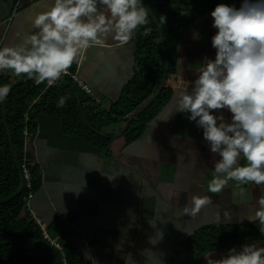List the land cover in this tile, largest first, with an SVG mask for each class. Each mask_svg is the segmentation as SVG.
<instances>
[{
  "label": "crops",
  "instance_id": "obj_1",
  "mask_svg": "<svg viewBox=\"0 0 264 264\" xmlns=\"http://www.w3.org/2000/svg\"><path fill=\"white\" fill-rule=\"evenodd\" d=\"M49 4L50 0L0 1V45L19 42L33 17ZM194 31L199 32V40L193 38ZM215 32L207 13L179 39L174 73L165 82L169 99L133 142L127 143L121 134L124 122L103 128L111 139L100 147L65 134L60 118L38 116L26 153L39 169L40 185L29 206L39 227L44 226L43 235L48 237V231L53 239L48 238L56 242L67 237L87 264H207L209 253L220 259L227 250L199 254L183 244L205 227L254 223L246 217L264 197V185L242 187L229 182L221 193H208L215 157L203 142L202 131L185 114L168 119L175 110L181 77L195 79L204 58L214 59ZM135 53L131 41L121 45L108 40L102 47H90L68 72L91 88L89 96L99 111H108L134 76ZM2 79L13 86L29 80L10 71L0 73ZM193 194H207L213 203L190 216L184 212L191 210ZM149 222L156 223V229ZM157 229L163 231V239L152 245L149 237Z\"/></svg>",
  "mask_w": 264,
  "mask_h": 264
},
{
  "label": "clouds",
  "instance_id": "obj_2",
  "mask_svg": "<svg viewBox=\"0 0 264 264\" xmlns=\"http://www.w3.org/2000/svg\"><path fill=\"white\" fill-rule=\"evenodd\" d=\"M150 16L144 0H50L19 42L0 45V73L10 71L37 86L52 87L90 47L108 40L126 45ZM210 16L215 57L204 58L195 79L181 77L168 119L185 114L202 131L215 157L207 192L216 194L229 182L264 185V0H241L239 7L218 3ZM160 19L166 22L164 16ZM193 38L200 39L198 31ZM9 91L0 86V102ZM68 98L61 96L57 107H64ZM190 201L191 210L184 212L190 216L213 203L207 194H193ZM246 218L264 224V197ZM149 224L156 229V223ZM163 235L157 229L149 242L156 245ZM205 258L207 264H264V237L233 246L220 259H212L211 253Z\"/></svg>",
  "mask_w": 264,
  "mask_h": 264
},
{
  "label": "trees",
  "instance_id": "obj_3",
  "mask_svg": "<svg viewBox=\"0 0 264 264\" xmlns=\"http://www.w3.org/2000/svg\"><path fill=\"white\" fill-rule=\"evenodd\" d=\"M218 1L144 0L151 16L131 40L136 47L134 76L108 111H99L91 96L80 91L68 76L52 87L46 83L37 86L31 79L15 87L6 79L0 81V86L10 88L5 101L0 102V264H87L68 244L67 237L57 240L61 251L52 246L27 208L20 168L24 130L35 136L38 116L51 115L62 120L65 134L98 143L100 147L107 146L111 139L102 133L103 128L119 122L126 124L121 132L125 141L137 140L169 99L165 82L174 73L179 39L195 18L210 13ZM240 3L236 0L237 7ZM209 4L210 8L204 11ZM160 16L166 18L165 23ZM70 71L73 72L72 67ZM61 96L69 98L64 107L58 108ZM26 160L34 193L40 185L39 169L30 156ZM261 229L264 224L258 221L226 228L209 226L192 236L183 248L199 254L228 250L240 242L261 239ZM47 234L53 239L48 231Z\"/></svg>",
  "mask_w": 264,
  "mask_h": 264
},
{
  "label": "built area",
  "instance_id": "obj_4",
  "mask_svg": "<svg viewBox=\"0 0 264 264\" xmlns=\"http://www.w3.org/2000/svg\"><path fill=\"white\" fill-rule=\"evenodd\" d=\"M65 76H68L70 79H72L77 87L80 89V91L84 92L85 94L87 95H91L92 93V90L91 88H89L86 84H84L83 82H81L77 76L75 74H71L68 72L67 75ZM23 137H24V151H23V156H22V164H21V173H22V177H23V180H24V187H25V190L27 192V196L25 198V201H26V205H27V208L30 212V214L33 216L31 210H30V202L33 198V189H32V184H31V174H30V171H29V168L27 166V160H26V156H27V153H26V144H27V141L32 138L33 136L26 130H24L23 132ZM35 218V217H34ZM40 225V224H39ZM42 229H44V226L42 225L41 226ZM45 236V239L47 241L50 242V244L52 246H54L56 249H58L59 251H61V248L60 246L57 244L56 241H53V240H50L46 234H44Z\"/></svg>",
  "mask_w": 264,
  "mask_h": 264
},
{
  "label": "rangeland",
  "instance_id": "obj_5",
  "mask_svg": "<svg viewBox=\"0 0 264 264\" xmlns=\"http://www.w3.org/2000/svg\"><path fill=\"white\" fill-rule=\"evenodd\" d=\"M0 1H2V0H0ZM16 2H17V0H16ZM219 3H226V4H230V5H232V4H234V5H236V0H219L218 1ZM206 8H210V4H209V6L207 5V7ZM198 18V17H197ZM194 20H196V18L194 19ZM216 30V29H215Z\"/></svg>",
  "mask_w": 264,
  "mask_h": 264
},
{
  "label": "water",
  "instance_id": "obj_6",
  "mask_svg": "<svg viewBox=\"0 0 264 264\" xmlns=\"http://www.w3.org/2000/svg\"><path fill=\"white\" fill-rule=\"evenodd\" d=\"M26 81V80H25ZM13 87H15V86H13Z\"/></svg>",
  "mask_w": 264,
  "mask_h": 264
}]
</instances>
